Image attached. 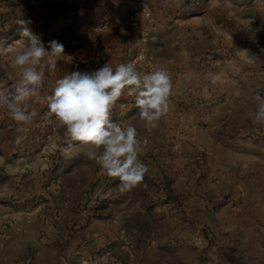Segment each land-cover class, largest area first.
Returning a JSON list of instances; mask_svg holds the SVG:
<instances>
[{"label": "rangeland", "instance_id": "374dc122", "mask_svg": "<svg viewBox=\"0 0 264 264\" xmlns=\"http://www.w3.org/2000/svg\"><path fill=\"white\" fill-rule=\"evenodd\" d=\"M20 19L64 56L45 71L31 125L0 107V264H264V125L253 123L264 0H0V44L22 39ZM129 62L166 67L173 89L155 128L134 96L114 105L112 120L137 126L148 167L121 192L83 154H63L44 98L69 72ZM17 74L0 57V87Z\"/></svg>", "mask_w": 264, "mask_h": 264}, {"label": "clouds", "instance_id": "9594fccd", "mask_svg": "<svg viewBox=\"0 0 264 264\" xmlns=\"http://www.w3.org/2000/svg\"><path fill=\"white\" fill-rule=\"evenodd\" d=\"M28 23L17 21L21 40L7 47L0 44V57H9L18 70L11 89L0 87V107L23 126L31 125L37 116L32 102L41 95L45 71H54L64 56L61 42L50 41V50H46ZM211 83H216L214 77ZM172 89V75L164 66L142 73L131 62L115 69L106 63L91 72L75 70L65 74L55 81L51 94L44 99L49 118L65 130L63 154H83L107 176L118 179L117 187L124 192L144 180L148 167L140 158L142 144L137 126H122L112 120V109L123 95L134 96L139 120L146 127L155 128L169 110ZM254 98L258 103L253 123L264 125V97L257 93ZM18 130L24 131V127ZM109 195L110 192L101 191L92 198L105 199Z\"/></svg>", "mask_w": 264, "mask_h": 264}, {"label": "built area", "instance_id": "2783aa9c", "mask_svg": "<svg viewBox=\"0 0 264 264\" xmlns=\"http://www.w3.org/2000/svg\"><path fill=\"white\" fill-rule=\"evenodd\" d=\"M138 10H139V7L138 8H134V10H133L134 11L133 12V17L134 18L140 15V13L138 12ZM139 11L144 12L145 11V8H142L141 7Z\"/></svg>", "mask_w": 264, "mask_h": 264}]
</instances>
